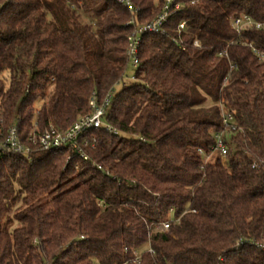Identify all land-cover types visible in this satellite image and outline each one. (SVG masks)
<instances>
[{"label": "trees", "instance_id": "16d2710c", "mask_svg": "<svg viewBox=\"0 0 264 264\" xmlns=\"http://www.w3.org/2000/svg\"><path fill=\"white\" fill-rule=\"evenodd\" d=\"M131 2L0 0V127L64 130L123 82L87 159L0 158V264H264V0H183L126 81L129 37L165 0ZM216 133L228 154L206 161Z\"/></svg>", "mask_w": 264, "mask_h": 264}, {"label": "built area", "instance_id": "2783aa9c", "mask_svg": "<svg viewBox=\"0 0 264 264\" xmlns=\"http://www.w3.org/2000/svg\"><path fill=\"white\" fill-rule=\"evenodd\" d=\"M125 4L130 11L137 10L133 7L131 0H118ZM191 3H196L199 0H190ZM183 6V0H165L162 11L152 20L145 23L136 25L132 34L129 37V44L127 48V57L129 63L136 66L139 63V49L142 41V36L146 33H159L166 34V22L172 13L177 12ZM130 23L135 24L136 20L133 17ZM254 24L253 19L248 15H241L234 17L232 20V26L237 31H240L245 25ZM256 26L260 28L262 23H257ZM186 27V21H182L179 26V32ZM195 45H199L198 41H195ZM114 88H111L107 93L104 100L99 102L95 97L90 100V112L80 115L77 119L64 130L56 128L50 124L45 128H40L38 119L35 118L33 126L29 132L24 133L20 130L19 123L20 118H17L7 128L0 127V158L8 154H22L29 160L32 159L33 153L36 151H50L62 149L67 146H71L74 150L78 151L81 157L87 159L88 155L81 146L82 137L90 130L105 128L106 130L117 133V130L113 128L105 120L107 109L110 106L113 96ZM224 123L230 126L234 122V116L229 112L227 108H223ZM3 121V119H1ZM91 141L96 140L95 136H92ZM216 142L212 146L210 153H206L203 149H199V152L205 155V160H209L212 155H218L222 159L228 154V146L224 141L223 133L215 134ZM88 140L85 139L84 143ZM71 158V156H68ZM99 168H102L98 165ZM180 218H172L170 220L163 221L159 224V229L168 232L171 224L179 223ZM153 251L151 247L148 249ZM143 251L136 252V261L141 260Z\"/></svg>", "mask_w": 264, "mask_h": 264}, {"label": "rangeland", "instance_id": "374dc122", "mask_svg": "<svg viewBox=\"0 0 264 264\" xmlns=\"http://www.w3.org/2000/svg\"><path fill=\"white\" fill-rule=\"evenodd\" d=\"M85 18H86V19H85ZM85 18H84L85 20H89V19H90V17H89L88 14H87V16H86ZM135 70H136V67H135L134 65H132V64L129 63L128 71H127V75L125 76L124 80H126V81L131 80V78L134 77V72H135ZM122 86H123V82L121 81L120 83H118V84L114 87V94L117 93V92H119L120 89L122 88Z\"/></svg>", "mask_w": 264, "mask_h": 264}]
</instances>
